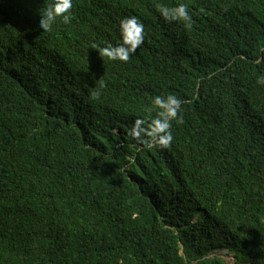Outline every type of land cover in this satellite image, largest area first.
Returning <instances> with one entry per match:
<instances>
[{
	"label": "trees",
	"instance_id": "obj_1",
	"mask_svg": "<svg viewBox=\"0 0 264 264\" xmlns=\"http://www.w3.org/2000/svg\"><path fill=\"white\" fill-rule=\"evenodd\" d=\"M49 3L0 0V264H264V0H73L45 33ZM169 95L170 146L139 143Z\"/></svg>",
	"mask_w": 264,
	"mask_h": 264
},
{
	"label": "clouds",
	"instance_id": "obj_2",
	"mask_svg": "<svg viewBox=\"0 0 264 264\" xmlns=\"http://www.w3.org/2000/svg\"><path fill=\"white\" fill-rule=\"evenodd\" d=\"M72 8L73 0H50L46 9L39 13L38 29L47 33L58 19L62 20L64 24L71 23ZM158 10L165 22H182L185 29L192 27V16L187 4L181 2L172 8L159 5ZM119 34V45L104 47L100 49V52L109 61L126 63L145 42V26L137 16L124 17L119 21ZM92 47L97 48L98 46L93 44ZM257 83L264 86V76L259 77ZM99 95L97 92L92 93V99H97ZM182 103L183 101L174 95H169L166 98L156 97L154 104L160 111L157 113L156 118L151 119L150 129L142 127L143 120H137L131 129L132 137L143 144L145 143L144 137L148 136V147H169L173 141L172 122H183L181 115Z\"/></svg>",
	"mask_w": 264,
	"mask_h": 264
},
{
	"label": "rangeland",
	"instance_id": "obj_3",
	"mask_svg": "<svg viewBox=\"0 0 264 264\" xmlns=\"http://www.w3.org/2000/svg\"><path fill=\"white\" fill-rule=\"evenodd\" d=\"M214 255L219 256L220 260L222 262H224L225 264H234L235 258L233 256V254L227 252V251H220V252H216L214 253ZM236 263L237 264H241V258L240 255H238L237 259H236ZM250 264V263H249Z\"/></svg>",
	"mask_w": 264,
	"mask_h": 264
}]
</instances>
